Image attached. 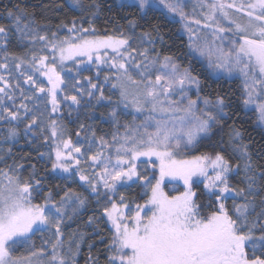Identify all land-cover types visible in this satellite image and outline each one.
<instances>
[{
    "label": "snow or ice",
    "instance_id": "1",
    "mask_svg": "<svg viewBox=\"0 0 264 264\" xmlns=\"http://www.w3.org/2000/svg\"><path fill=\"white\" fill-rule=\"evenodd\" d=\"M73 3L83 8L82 0H73ZM119 6L138 8L145 16L150 12H159L166 18L170 16L172 22L178 17L189 33V48L194 53L207 56L209 67L214 72L223 69L229 74L233 71L241 74L244 95L242 104L245 107L255 105L259 121L264 126V0H248L247 3L241 0L239 4L236 0L231 3L226 0H196L192 15L185 11L186 0H123ZM91 7L99 6L93 4ZM197 7L207 9L202 11V20L194 18ZM6 16L12 23L8 27L0 24V47H6L7 37L14 30L21 39L33 42L39 40L44 43V50L51 49V56H37L33 53L28 61L7 52L5 58L19 60V63L14 64L16 69L27 63L34 74L46 77V82L50 85L47 88L37 84L32 76H27V82L35 86V91L51 97L52 112H56L58 108L57 92L64 91L62 85L67 87L61 75L64 62L79 57H86L87 61L98 65L108 64L115 69L111 77L105 76L104 79L105 82L116 81L111 87L119 93L117 106L122 105L124 109L131 107L136 113L147 112L139 124L135 123V116L131 123L126 122L122 135L119 131L112 135V143L103 137L99 138L101 149L115 151V161L98 150L90 160L101 166V170L91 176L83 174L80 168L77 156L81 154V148L74 146L70 139L62 138L64 130L56 121H51L49 125L55 143L51 167L53 171L67 173L65 179H72L79 173L80 181L92 193H97V185L101 184L113 195L117 193V185L123 187L129 181L143 182V195L147 196V200L143 205H135L134 214L125 215L124 210L128 208V204L124 202L123 195L119 196L120 204L111 202L110 208H104V214L114 229L109 245L112 255L108 258V264H264V233L254 237L253 230L257 225H249L247 218V211L253 206V200L233 205L232 214L223 202L227 199L226 193L247 199L245 189L229 186V175L239 174L241 169L247 181L248 193L255 191L257 166L252 160L249 145L242 142L243 132L233 126L227 146L221 141L223 151L214 156L186 155L202 139H210L214 134V127H223L222 118L229 117L227 109L230 107L223 96L217 95L215 100L202 96V82L193 74L190 66H182L171 55L161 56L156 53L150 56L149 48H132V37L123 32L119 35H97L98 30L90 21L89 27L84 28L83 22L78 27L77 21L73 20L70 28L67 24L58 27L75 35L60 38L54 32L53 39L50 40L47 35L33 34L37 31L33 27L36 22L25 10H6ZM221 21L230 26H222ZM192 24L197 28L207 29L208 32L201 37L193 31ZM129 27L134 29L135 21H129ZM157 36L163 39L159 36L158 29ZM140 42L150 45L155 43L150 32L141 33ZM225 43L229 45L226 49ZM151 50L155 51L154 48ZM109 52L112 55H108ZM79 62L85 63L83 59ZM8 67L7 63L0 64V68L4 70H8ZM132 73H136L139 79L134 78ZM0 81L6 86L0 87V93L8 96L12 86L2 75ZM19 87L17 82L16 88ZM91 87L100 92L98 100L111 102L110 97L103 95L102 88L95 84ZM193 90L196 92L194 99L189 95ZM21 95L23 96L22 89ZM86 95L92 96L93 92L89 91ZM173 96L178 99H172ZM64 99H70L74 104L80 103L75 95L65 96ZM2 103L3 99L0 97V104ZM201 104L203 108L200 107ZM19 109L24 110L25 117L31 111L23 103ZM19 109L13 111L5 108L0 112V121L21 120L23 117ZM110 115L119 125L115 108ZM35 127L39 125L37 118L33 116L25 125V134ZM5 131L7 135L2 138L5 143L14 140L19 134V129L15 126L8 127ZM92 136L95 137V133ZM86 142L89 144L88 151H91L96 141ZM229 148L239 157L236 165L224 154ZM0 151L10 154L11 148ZM40 155L52 157L51 152ZM140 157L156 158L158 164L153 165V171L158 170V177L140 175L136 168V161ZM3 160L4 155H0V161ZM22 167L10 165L7 169L0 170V264H43L40 258L45 255L44 247L31 251L28 256H14L13 252L18 245L30 242L36 233L45 231L55 236L48 264H75L76 253L72 252L71 246L64 255L59 251L63 235L61 225L68 207L73 206L74 213L85 205L86 198L81 193L68 189L59 201L53 199L49 192L43 203H34L33 191H39L40 180L34 178V173L30 174L32 179L22 177ZM259 174L264 175V172ZM166 180L170 183L182 181L185 190L169 195L165 191ZM201 182L209 195L215 196V210L203 211L202 209L210 208L211 205L205 206L197 202L193 184ZM142 212L145 214L141 215ZM260 215L264 216V212ZM89 222H92L91 217ZM246 245L252 249L251 258ZM256 251H260L261 255H256Z\"/></svg>",
    "mask_w": 264,
    "mask_h": 264
},
{
    "label": "trees",
    "instance_id": "2",
    "mask_svg": "<svg viewBox=\"0 0 264 264\" xmlns=\"http://www.w3.org/2000/svg\"><path fill=\"white\" fill-rule=\"evenodd\" d=\"M83 8L73 3V0H0V24L6 27L10 26L12 21L6 16V10L15 11L16 8L25 10L31 14L36 22L33 27L37 29L34 35H47L48 39H53L52 33L62 38L68 36V30L58 27L61 24H67L71 27L73 20L77 21V26L83 22V27H89V21L92 26L97 29L98 35H119L123 32L125 35H130L131 47L139 49L138 41L143 32H150L155 41L154 44L145 42L141 48H154L152 53H160L163 55H171L182 65L190 66L194 75L198 76L201 83V93L204 97L215 100L217 95L223 96L230 107L227 109L229 117L223 119V127L216 126L213 128L215 135L211 138L202 139L197 147L192 150V154L201 155L208 154L214 156L217 152L223 151L221 141L227 146V141L231 128L233 126L239 128L243 132V143L249 145V151L252 154V160L256 167V185L255 191L248 193V185L245 179L243 170L239 174H230L228 177L229 186L236 189H245L247 199L244 196H235L234 194L226 193L227 199H224L226 207L230 214L233 213V205H241L253 200V206L248 208L247 218L251 225L255 223L257 227L253 230L254 237H259L264 233V216L260 214L264 212V129L259 126L256 114L252 111H247L242 104L244 99L242 93V84L240 80H229L225 78H216L212 76L206 68L199 63L198 60H192L188 47L187 38L180 33V25L177 21L172 22L163 14L148 13L145 16L138 8L124 7L121 8L119 0H82ZM96 4L99 7H91ZM95 13V16H92ZM129 21H135L136 27L130 28ZM157 29L159 39L157 36ZM63 35V36H62ZM45 46L42 41H29L21 39L19 33L11 31L7 37L6 47H0V64L7 63L8 70L0 68V75L4 76L12 86V91H9V99L3 93L0 97L3 103L0 104V112L5 108L17 111L19 106L26 104L31 111L24 116V110L19 109L23 117L19 121H0V149L11 148L10 154H5L0 151V155H4V160L0 161V170L7 169L8 166L22 165L20 175L26 179H32L30 175L34 173V178L40 180L41 187L39 191H33L34 203H43L44 198L49 192L52 193L53 199L59 201L60 197L68 189H72L77 193H81L85 198V205L78 208L74 213L73 206H69L66 213L64 223L61 225L63 233L62 247L60 253L62 255L68 252L71 246L72 252L75 255V264H108V258L112 255L109 249L111 238L114 233L111 228L107 216L104 214V208H110L111 202L120 204L119 196L125 197V203L128 204L130 210L135 209V205H143L147 200V196L143 195V182L129 183L125 186H117L115 196L102 188L101 184L97 185V193H92L90 189L84 186V182L80 181L79 173L72 179H65L68 174H61L58 171H53L51 161L54 159L55 146L54 138L51 137L50 122L56 123L63 128L64 135L72 141V144L81 148L80 168L83 174L91 176L94 172L99 171V167L93 164L90 157L100 151L99 138L103 137L109 143H112V135L117 130H124L123 125L130 123L133 119L131 116H126L123 109L118 115L119 125H117L110 113L113 106H116V101L119 99L117 91H111V85L115 80L105 82V76L111 77L114 72L108 71L107 68H102L98 72V78L95 70L82 69L80 73L65 71L63 78L67 87L64 88L62 94L57 98L58 108L56 112H52L51 97L39 93L34 90L35 86L27 82V76H32L37 84L47 88L49 85L46 78L34 74V70L25 63L21 69H16L14 64L19 60H13L11 57L5 58V52L14 56L22 57L25 61L31 59L33 53L38 55H47L44 50ZM23 73V75H21ZM19 82L20 87L16 88ZM95 84L98 88H102L103 95L110 97L111 102L104 99H99L100 92L96 90L92 98L88 100L86 95L88 85ZM104 84H107L105 86ZM0 87H6L0 81ZM23 90V96L21 95ZM94 91V89L92 90ZM91 91V92H92ZM77 96L80 103L73 105L70 99H64L65 96ZM25 97H29L25 99ZM6 114V113H5ZM35 116L39 127H35L27 135L25 134V125L28 124ZM138 122L141 120L138 119ZM15 126L19 129L18 136L7 143L3 141V137L7 135L5 129ZM83 126V127H81ZM79 133V136L77 135ZM95 133V137L92 136ZM45 137H48L46 140ZM91 151H88L89 144L86 141H93ZM103 150V149H101ZM52 153V157L45 155L41 157V153ZM190 153V155H192ZM226 158L236 165L239 157L232 153L229 148L225 153ZM33 166H35L33 168ZM138 172L142 176L149 178L156 176L155 171H152L147 162H141L138 166ZM203 180V179H202ZM154 182V180H153ZM193 190L197 192V202L201 205H211L210 208L205 207L203 211H212L216 207L215 196L209 195L204 187V183H194ZM180 188L176 193L182 192ZM171 195V194H170ZM223 199V198H222ZM71 217V219H67ZM92 222H89V218ZM259 217V218H258ZM235 218V216H234ZM247 231V228L245 229ZM47 241V243H45ZM55 242L53 233L45 231L36 233L28 243L18 245L13 252L14 256H28L31 251H35L44 247L45 253L51 251V244ZM78 246V247H77ZM246 250L249 257L252 256V249L246 245ZM256 255H261L260 251H256Z\"/></svg>",
    "mask_w": 264,
    "mask_h": 264
},
{
    "label": "rangeland",
    "instance_id": "3",
    "mask_svg": "<svg viewBox=\"0 0 264 264\" xmlns=\"http://www.w3.org/2000/svg\"><path fill=\"white\" fill-rule=\"evenodd\" d=\"M119 2L122 3L123 0H119ZM208 2H211V0H208ZM226 2L231 3L232 0H226ZM243 2H244V3H247L248 0H243ZM195 3H196V0H186L185 11H186L189 15H192L193 6L195 5ZM236 3H237V4L241 3V0H236ZM202 11H207V9H203V10H201V9H199V8L197 7V8H196V14H195V17H194V18H195V19H201V20H202ZM232 14H233L234 16L236 15L235 13H232ZM167 18L171 20L170 16L167 17ZM176 21H177V22L179 23V25H180V33L183 34V35L187 38V40H188V47H189V44H190L189 33L187 32V30H186L185 28H183L182 23L179 21V18H178V17H177ZM202 23H203V21H202ZM221 24H222V26H224V27H229V26H230V25H229L227 22H225V21H221ZM191 26H192V28H193V31L197 32V34L200 35L201 37H203V36L208 32L207 29H204V28H202V27H201V28H197V26H196L195 24H192ZM68 35H75V34H70V33H68ZM97 35H98V34H97ZM62 36H63V35H62ZM62 38H63V37H62ZM229 38L231 39L232 37H229ZM193 39H195V37H193ZM199 42H200V41H197V43H199ZM130 44H131V43H130ZM143 44H144V43H143ZM143 44H141L140 39H139V41H138L139 49H137V50H142L143 48H141V46H143ZM228 46H229V45H228L227 43L224 44L225 49H226ZM151 49H152V48H151ZM151 49H149V50H150V52H149L150 56L155 55L156 53H152V50H151ZM46 51H47V56H51V49L49 48V49L46 50ZM189 51H190L189 54H190V56L192 57V60H198L199 63H201L202 66H203L204 68H206V69L208 70V72H209L212 76H214V77H216V78H225V79H229V80L238 79V80H240L241 84L243 85V78H242L241 74H240L238 71H233L231 74H229V73H227L225 70L220 69V70L214 72L213 69H212L211 67H209V60H208L207 56H201L200 53H198V52H195V53H194L190 48H189ZM101 55L103 56V52L101 53ZM108 55H112V53L109 52ZM132 55H136V54H135V53H132ZM38 56H43V55H38ZM161 56H162V55H161ZM81 59H83V60L85 61V63L81 64V63L79 62ZM94 60H95V58H94ZM17 63H19V61H18ZM23 65L25 66V64H23ZM57 66H58V68L60 67L59 64H58ZM21 67H23V66L21 65ZM21 67H20L19 69H21ZM63 68H64V71L61 72V75H62V76L64 75V72H65V71H70V72H74V74H77V73H80L82 69H87V68L90 69V70H95L97 78H98V72H99V70L102 69V68H107L108 71H113V72H115V69H114V68H110L108 64H99V65H98V64L95 63V62L87 61V58H86V57H79V58H74V59H71V60H67V61L64 62ZM132 75L134 76V78L139 79V76H137L136 73H132ZM45 78H46V77H45ZM115 83H116V81H115ZM104 85L107 86V84H104ZM49 86H50V85H49ZM61 87H62V86H61ZM242 88H243V86H242ZM88 90H89V91H92V90H93L92 87L90 86V84L88 85ZM111 91H114V89L111 88ZM115 91H116V90H115ZM92 92H93V95H94L95 92H96V90H94V91H92ZM242 93H243V90H242ZM60 94H62V93L58 91V92H57V98H58V96H59ZM118 94H119V93H118ZM200 94L202 95L201 92H200ZM189 95L194 99V98L196 97V92H195V90L189 92ZM202 96H203V95H202ZM243 97H244V95H243ZM91 98H92V96H89V97H88V100H90ZM129 99H131V97H130ZM172 99L175 100V99H178V97L173 96ZM161 100H163V97H161ZM70 102H71V104H73V105H77V104H74L71 100H70ZM200 107L203 108V105L201 104ZM114 108H115V110H116V112H117V116H118L121 112H123V111H124L125 114H126V113H130V114H126V116H131V117L135 116V123H137V124H139V123L145 118V116L147 115V112H145V113H136L135 110H134L133 108H131V107H129L128 109H124L122 105H121V106H117V105H116V106H113L112 110H113ZM121 109H123V111H121ZM245 109H246L247 111H252V112H254V113L256 114L257 122H258L259 126L262 127V128L264 129V126H262L261 122L259 121V113H258V109L256 108V106H255V105H250V106H248V107H245ZM157 118H159V116H157ZM132 119H133V118H132ZM138 119H140L141 121L138 122V121H137ZM132 121H133V120H132ZM132 121H131V122H132ZM131 122H130V123H131ZM214 128H216V127H214ZM150 130H151V129H150ZM117 131H119V133H120L121 135H122L123 132H124V130H117ZM117 131H115V132H117ZM213 133H214L213 135L216 134V133L214 132V130H213ZM62 138L65 139V140H67V138H66L65 136H63ZM54 146H55V143H54ZM100 151H103L105 155H109V156H111V157L113 158V162L115 161L116 153H115L114 150H111V149H103V150H101V149H100ZM190 153L192 154V150H191V151H188V152L186 153V155L189 156V157L192 156V155H194V154L190 155ZM77 159H78V156H77ZM141 162H147L148 167H149L152 171H153V165L158 164V161L156 160L155 157H153V158H151V159H149V158H147V157H140V158L136 161V168H137V171H138L139 163H141ZM73 166L75 167V165H73ZM98 167H99V171H98V172H100V170H101V166H98ZM57 171H58V170H57ZM58 172H59V171H58ZM59 173H60V172H59ZM155 173H156V177H158V175H159L158 170H156ZM61 174H66V173H61ZM209 174H211V172H210ZM202 179H203V178H201V180H202ZM129 183H131V181L127 182V184H129ZM117 186H120V185H117ZM102 188H103V186H102ZM180 188H182L183 191L185 190L182 181H176V182H171V183H170L168 180L165 181V191H168V192H169V195H170V194H171V195H176V194H177L176 192H177ZM183 191H182V192H183ZM114 196H115V195H114ZM115 203H117V202H115ZM117 204H118V203H117ZM124 211H125V215H132V214H134V209H133V210H130L129 207H128L127 209H125ZM144 214H145V213H143V212L141 213V215H144ZM108 221H109V224H110L111 228L113 229L112 224H111V222H110L109 219H108ZM113 231H114V229H113ZM59 251H60V249H59ZM50 257H51V251H49L48 253H45V255L42 256L40 259H41V261H43V264H48V260L50 259Z\"/></svg>",
    "mask_w": 264,
    "mask_h": 264
}]
</instances>
